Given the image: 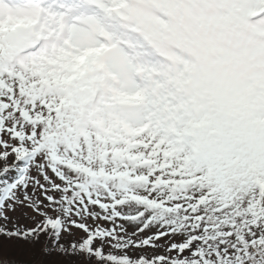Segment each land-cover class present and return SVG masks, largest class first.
Instances as JSON below:
<instances>
[{"label": "snow or ice", "instance_id": "snow-or-ice-1", "mask_svg": "<svg viewBox=\"0 0 264 264\" xmlns=\"http://www.w3.org/2000/svg\"><path fill=\"white\" fill-rule=\"evenodd\" d=\"M0 264H264V0H0Z\"/></svg>", "mask_w": 264, "mask_h": 264}]
</instances>
